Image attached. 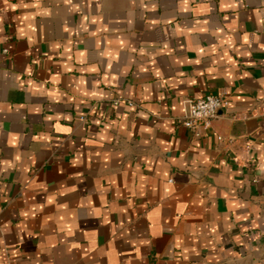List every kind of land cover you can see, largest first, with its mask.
Returning a JSON list of instances; mask_svg holds the SVG:
<instances>
[{
  "label": "crops",
  "instance_id": "1",
  "mask_svg": "<svg viewBox=\"0 0 264 264\" xmlns=\"http://www.w3.org/2000/svg\"><path fill=\"white\" fill-rule=\"evenodd\" d=\"M0 264H264V0H0Z\"/></svg>",
  "mask_w": 264,
  "mask_h": 264
},
{
  "label": "built area",
  "instance_id": "2",
  "mask_svg": "<svg viewBox=\"0 0 264 264\" xmlns=\"http://www.w3.org/2000/svg\"><path fill=\"white\" fill-rule=\"evenodd\" d=\"M124 101L131 107L137 106L132 100L115 98L114 104ZM229 106V99L224 96L207 94L200 98L187 100L182 116L178 118L184 127L189 129L194 136H200L204 131L208 130L212 121ZM81 121H85L86 117L81 116Z\"/></svg>",
  "mask_w": 264,
  "mask_h": 264
}]
</instances>
